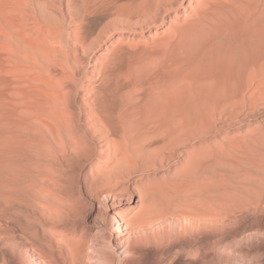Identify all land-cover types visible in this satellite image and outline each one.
Instances as JSON below:
<instances>
[{
    "label": "rangeland",
    "instance_id": "374dc122",
    "mask_svg": "<svg viewBox=\"0 0 264 264\" xmlns=\"http://www.w3.org/2000/svg\"><path fill=\"white\" fill-rule=\"evenodd\" d=\"M15 1L17 11L6 12L21 18L33 42L25 48L18 44L15 22L0 28V92L7 96L1 104L13 102L27 118L43 107L34 91L41 96L48 87L64 104L72 94L87 99L90 88L100 81L120 28L140 33L135 24L129 27L111 24V16L93 17L86 24L87 41L82 44L79 23L68 12L69 0H44L54 23L49 28L28 0ZM171 19L165 20L163 28L172 24ZM54 30L65 34V43ZM61 52L68 63L62 61ZM77 80H83V88ZM70 82L78 86L75 92L69 90ZM223 103L222 109L213 111L208 146L198 147L193 139L195 143L181 142L136 158L119 176L112 170L101 175L88 162L77 161L69 138L64 144L61 138L54 141L49 136L53 154L42 136L38 142L43 149L30 150L26 144V152H19L12 143L13 153H9L1 145L0 187L4 189L6 174L17 175L19 185L8 191V198L0 194V264H86L87 255L97 250L101 256H94L95 264L100 259L107 264H264V70ZM9 110L0 114V132L14 135L18 117ZM85 118L88 133L102 140L104 159L113 158L103 130L91 127ZM104 196L115 198L116 205L134 216L132 228H155L151 239H133L136 256H117L112 244H97L96 199ZM108 226L107 237L114 236ZM67 234L77 241L74 251L63 243Z\"/></svg>",
    "mask_w": 264,
    "mask_h": 264
},
{
    "label": "bare ground",
    "instance_id": "6f19581e",
    "mask_svg": "<svg viewBox=\"0 0 264 264\" xmlns=\"http://www.w3.org/2000/svg\"><path fill=\"white\" fill-rule=\"evenodd\" d=\"M165 1L168 5L163 4V0H69L68 12L79 23L78 36L82 44L87 41L86 24L93 17L111 16V24L122 22L129 27L135 24L140 33L120 28L118 40L112 39L100 81L90 88L87 99L72 94L70 102L64 104L48 87L41 96L34 91L33 96L40 98L43 107L27 118L18 112L13 102L9 106L2 105L7 96L0 92V114L10 109L17 115L19 126L14 135L0 132V146L13 153L11 144L15 143L19 152H26L23 149L26 144L30 150L35 146L44 147L38 142L42 136L47 140L45 146L51 148L49 153L53 154L55 146L49 136L54 141L56 137L61 138L64 144L69 138L77 150L74 155L77 161L88 162L90 169L98 168L101 175L112 170L117 176L136 158L181 142L190 144L193 139L198 147L208 146L213 111L222 109L224 99L240 93L245 83L258 79L264 70V0ZM27 2L48 23L47 28L54 26L44 0ZM7 9L16 12V1L0 0V28L15 22L18 44L31 47L33 39L28 29L20 17L9 15ZM169 17L172 24L165 29L163 25ZM145 32H150L148 37ZM57 35L62 43L66 42L63 32ZM61 53L62 61L68 63L66 53ZM77 82L83 88V80ZM75 86L76 83H69L71 93L75 92ZM85 108L89 110L88 115L84 113ZM85 117L91 127L103 130L111 144L113 158L109 155L104 159L102 140L88 133ZM27 128L31 133L26 132ZM59 165L64 168V163ZM2 185L4 189L0 187V194L8 198V191L19 185V177L6 174ZM106 194L109 196L108 192ZM114 201L115 198L109 200L105 196L102 200L96 199L97 244H112L117 256H134L133 239L149 240L155 228L153 225L146 229L132 228L130 222L134 216L128 215ZM108 223L114 236L107 237L105 233ZM68 234L63 243L74 251L77 241ZM87 256L86 264H95L94 256H101V252L97 250L95 255ZM99 264L107 263L100 259Z\"/></svg>",
    "mask_w": 264,
    "mask_h": 264
}]
</instances>
